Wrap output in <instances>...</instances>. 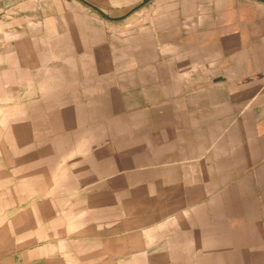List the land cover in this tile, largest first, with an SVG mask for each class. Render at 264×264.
<instances>
[{
  "label": "crops",
  "instance_id": "crops-1",
  "mask_svg": "<svg viewBox=\"0 0 264 264\" xmlns=\"http://www.w3.org/2000/svg\"><path fill=\"white\" fill-rule=\"evenodd\" d=\"M0 264H264V0L0 15Z\"/></svg>",
  "mask_w": 264,
  "mask_h": 264
},
{
  "label": "rangeland",
  "instance_id": "rangeland-1",
  "mask_svg": "<svg viewBox=\"0 0 264 264\" xmlns=\"http://www.w3.org/2000/svg\"><path fill=\"white\" fill-rule=\"evenodd\" d=\"M253 3H247V20L251 19V17H254L253 12L249 8ZM15 12H18V0H0V15L1 17H6L7 15L14 14Z\"/></svg>",
  "mask_w": 264,
  "mask_h": 264
}]
</instances>
